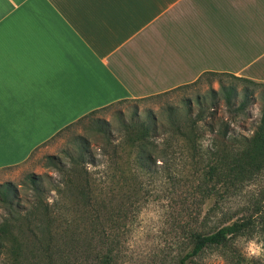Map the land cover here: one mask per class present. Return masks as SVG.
<instances>
[{"label": "crops", "instance_id": "crops-1", "mask_svg": "<svg viewBox=\"0 0 264 264\" xmlns=\"http://www.w3.org/2000/svg\"><path fill=\"white\" fill-rule=\"evenodd\" d=\"M207 71L264 81V0H0V170Z\"/></svg>", "mask_w": 264, "mask_h": 264}, {"label": "trees", "instance_id": "trees-1", "mask_svg": "<svg viewBox=\"0 0 264 264\" xmlns=\"http://www.w3.org/2000/svg\"><path fill=\"white\" fill-rule=\"evenodd\" d=\"M204 75H228L249 84L241 94L233 83L221 85L226 105L239 113L245 111L255 98L256 87L264 89V81L207 71L194 82L138 99L189 87ZM238 98L241 100L236 102ZM129 100L91 111L51 138L87 118L92 119L91 127L103 135V140L95 142L93 147L91 138L77 134L71 146L62 152L63 156L48 155L47 162L56 170L55 176L30 173L21 186L13 181L0 183V264H24L31 258L29 253L34 258L39 255L52 258V248L66 242L70 235L75 242H80L86 223L96 232L102 210H107L111 221L115 216L118 219L127 217L119 212L114 214L113 202L119 196L123 201L135 196L142 176L147 173L163 169L173 178L171 174L183 164L196 165L203 161L211 174L218 170L255 172L264 169V106L251 135L232 133L231 123L219 117L216 110L219 102L209 109L201 98H197L198 112H195L192 99H186L182 106L170 105L164 119L153 112H148L145 117L134 112L129 119L121 120L117 135L108 120L93 117L101 109ZM206 137L209 138L207 145ZM216 219L221 224L210 232L194 228L210 223V217L194 216L180 223L182 232L189 230L186 233L192 246L179 256L178 264H194L208 247L223 244L232 236L251 229L255 221L253 216L235 218L228 212ZM261 219L264 232V218Z\"/></svg>", "mask_w": 264, "mask_h": 264}, {"label": "rangeland", "instance_id": "rangeland-1", "mask_svg": "<svg viewBox=\"0 0 264 264\" xmlns=\"http://www.w3.org/2000/svg\"><path fill=\"white\" fill-rule=\"evenodd\" d=\"M231 83L238 86L240 94L249 85L228 75H204L189 87L152 98L118 103L99 110L93 117L108 120L117 135L121 120L129 119L134 112L141 117L153 112L164 119L170 105L182 106L186 99H192L195 112H198L197 98H201L208 108L219 102L216 110L219 117L231 123L232 133L251 135L262 116L264 89L256 87L255 98L245 111L239 113L225 103L221 85ZM240 100L238 98L236 102ZM91 120L87 118L51 139L23 164L0 170V183L13 181L21 186L30 173L55 176L57 172L48 164V155L63 156L62 152L71 146L77 134L91 138L93 147L95 142L103 140V135L91 127ZM204 141L207 145L209 138ZM176 169L171 174L173 178L163 169L147 173L142 176V183L130 200L123 201L120 196L115 198L114 214L119 212L127 217L118 219L115 216L111 221L107 210H102L96 232L86 223L82 227L80 242H75L70 235L66 242L52 248V258L41 255L34 258L29 253L31 258L24 264H178L179 256L192 246L186 233L189 230L182 232L180 223L194 216L210 217V223L194 227L210 232L221 224L216 218L225 212L235 218L253 216L254 224L251 229L232 236L225 243L208 247L194 264H264L261 219L264 218V169L255 172L218 170L211 174L204 161L196 165L183 164ZM121 203L125 204L122 206ZM257 248L259 257L252 255Z\"/></svg>", "mask_w": 264, "mask_h": 264}, {"label": "clouds", "instance_id": "clouds-1", "mask_svg": "<svg viewBox=\"0 0 264 264\" xmlns=\"http://www.w3.org/2000/svg\"><path fill=\"white\" fill-rule=\"evenodd\" d=\"M54 194V193H53ZM49 203H51V200H49ZM252 255L259 257L260 256V250L257 248L252 252Z\"/></svg>", "mask_w": 264, "mask_h": 264}]
</instances>
